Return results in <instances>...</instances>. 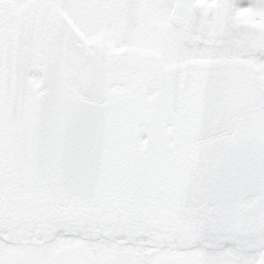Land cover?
Returning <instances> with one entry per match:
<instances>
[{"label":"snow or ice","instance_id":"6c2138e0","mask_svg":"<svg viewBox=\"0 0 264 264\" xmlns=\"http://www.w3.org/2000/svg\"><path fill=\"white\" fill-rule=\"evenodd\" d=\"M0 264H264V0H0Z\"/></svg>","mask_w":264,"mask_h":264}]
</instances>
